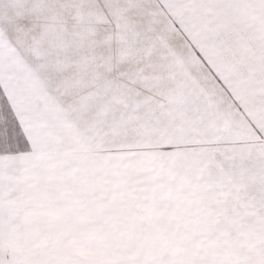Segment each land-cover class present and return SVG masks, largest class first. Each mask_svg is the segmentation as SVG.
Instances as JSON below:
<instances>
[{"label":"snow or ice","instance_id":"1","mask_svg":"<svg viewBox=\"0 0 264 264\" xmlns=\"http://www.w3.org/2000/svg\"><path fill=\"white\" fill-rule=\"evenodd\" d=\"M0 264H264V0H0Z\"/></svg>","mask_w":264,"mask_h":264}]
</instances>
